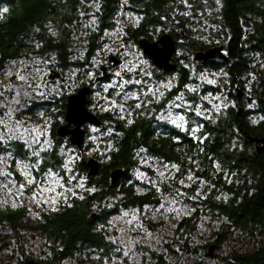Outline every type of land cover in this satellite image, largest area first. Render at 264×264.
Returning <instances> with one entry per match:
<instances>
[{
    "label": "trees",
    "instance_id": "trees-1",
    "mask_svg": "<svg viewBox=\"0 0 264 264\" xmlns=\"http://www.w3.org/2000/svg\"><path fill=\"white\" fill-rule=\"evenodd\" d=\"M192 2L195 6L193 17H183L175 14L176 9H189H185L179 0H128L124 7H121L124 0H0V72L10 61L34 55L50 63L47 81L60 84V79L51 80L50 76L59 74L66 81L65 75L74 71L80 73L91 63L101 44L107 42L104 33L119 26L120 30L123 19L119 15L124 12L143 19L138 27L122 26L120 45L140 49L139 40L155 42L162 35H169L175 42L174 72L165 74L148 61L155 77L176 76L172 92L182 91L186 97L206 96L209 92L213 96H226L229 103L222 113L210 111L211 120L187 113L188 127L202 126L194 137L191 132L157 122L156 116L162 109L157 104L140 111L139 115L130 116L135 121L131 126L126 120L113 121L115 119L112 120L109 113L90 110V93L87 109L101 121L100 129H104L105 121L113 125L106 146L99 149L102 154L89 152L93 146L87 142L88 135L81 152L66 139L57 138L56 129L63 124L66 99L70 94L35 103V112H43L53 119L50 133L55 145L52 153L43 154L49 158L36 175L46 173L52 164L57 165L54 170L60 171L59 165L66 158L59 156V150L65 147L80 154L75 169L84 176L86 188L94 187L96 191L75 190L76 195L57 207L58 210L42 214L40 221L33 220V226L28 229L33 233L36 229L47 242L48 249L25 257L18 264L31 260L40 264H63L88 251L101 257L109 256L105 230L98 227L119 208L141 209L157 201L154 194L137 195L134 189L138 184L136 173L143 167L145 173H150L144 166L143 152L146 158L180 165L181 171L173 174L176 180L184 179L186 183L189 173L198 178L191 181L189 191L183 189L191 198L194 196L192 199L196 202L190 199L184 202L192 212L178 223L175 241L178 247L165 245L164 256L150 253L156 264H208L212 260H218V264H264V0H220L219 4L216 0H208L207 5L203 0ZM4 8L8 12H3ZM88 14L96 18L93 31L84 28L87 18L81 23ZM206 37L209 40H202ZM76 40L85 46H81L80 53L75 56L72 50ZM213 49L220 50L227 60L206 64L194 61L196 54ZM120 56L115 50L114 55L104 57L103 65L95 70L96 79L103 76L101 68L105 69L107 78L101 82L89 81L85 86L92 91L93 87L108 83L111 71L121 61ZM112 58L119 60L114 67L110 62ZM207 71L209 79H215L217 72H225L227 76L220 75L215 85L200 82ZM185 84L193 87L199 84L198 93L187 92ZM82 87L80 85L78 89ZM236 91L240 97L235 95ZM172 96L168 95L166 99ZM202 103L211 109L212 106ZM182 111L180 109V113ZM203 137H207L203 142L197 139ZM13 150L20 152L21 158L26 151L19 144ZM2 153L0 151V155ZM90 160L99 165L95 177L87 176L86 165ZM217 162L222 170L215 168ZM13 166L11 163L9 170L18 179ZM115 170H122L124 176L111 185L110 174ZM198 181H206L212 187L197 196L202 190ZM173 186L179 188L181 185H161L166 193H170L168 189ZM80 196L84 199H79ZM26 212L21 206L0 205V243L7 240V235L10 240H15V244L20 243L18 230L25 228L26 222L22 221ZM200 217L212 218L216 223L209 233L211 239L195 251L191 242L199 237L193 234L199 227ZM211 247L214 250L209 253ZM222 250L225 253L219 254ZM189 255L191 262L186 259ZM166 256L169 258L165 259ZM90 261L86 264H101Z\"/></svg>",
    "mask_w": 264,
    "mask_h": 264
},
{
    "label": "snow or ice",
    "instance_id": "snow-or-ice-1",
    "mask_svg": "<svg viewBox=\"0 0 264 264\" xmlns=\"http://www.w3.org/2000/svg\"><path fill=\"white\" fill-rule=\"evenodd\" d=\"M207 2L208 0H203L204 5H207ZM216 2L219 4L220 0H216ZM127 3L128 0H124V5L121 7H124L127 5ZM179 3L185 9H189V11H180L179 9H176L175 14L183 17H193L194 12L192 10L195 6L192 0H179ZM3 12H8V9L4 8ZM142 19L143 17H135V26L138 27L139 22ZM129 20H132V17H129ZM118 23L120 22L118 21ZM84 27L95 30V17H93L89 24L84 25ZM122 31L123 27L121 26L119 32H105L104 35L109 37L114 35L116 39H120V32ZM52 34L56 35L55 32ZM37 47H39V45H37ZM129 48H131V45L128 44L119 45L115 48V50L124 57V62L120 64L119 70H115L113 72V75L117 79L103 86L104 92H109V89H111L112 92H109L108 96L103 97H101L100 92H97L98 101L102 99L106 105L101 106L102 111L114 112L119 117V119L126 120L127 125L131 126L133 123H135V121L128 119L129 116H132L133 114L139 115L140 111L147 110L152 104H157L161 107H165L166 105L165 112L160 114L159 119L170 122L174 127L184 132H191L195 137V134L201 130L202 126L196 124L195 128L188 127V119H186L187 113H193L195 117H204L205 119L211 120L212 116L208 115L210 111L214 113H222L224 109L229 107L226 96H213L212 93H208L206 96L186 97L185 93L181 92L175 96L174 101H168L165 94H171L172 81L169 80L163 83L156 82L155 84H150L153 77V70L148 64V61L143 58L144 56L149 55V53L145 52L143 54L134 55L132 59H129V56L132 55L130 52H121V49ZM104 51H113V46L105 44L103 49H101V52ZM104 62L105 61L102 59L99 61L94 59L91 70L84 71L83 73L74 71L66 81L55 85L51 89L48 88V85L44 83L43 80H40L39 82L30 80L28 76L20 74L19 71L13 72L11 67H9L7 71L3 73L4 75L9 76L15 75L16 78L21 81V85L19 87L15 85L5 86L4 91L0 92V98H3L5 93H8L12 96L11 100L0 103V109H3V111H0V146H3L0 147V151L6 154L5 156H0V164H4L5 167H9L7 161H11L12 165L16 167L19 174L24 178V183L16 184L15 181H13L16 191L14 193L9 191V195H14L18 198L22 197L28 187L31 186L37 188V191L33 193V196L30 197V199H33L37 202L55 204V200L41 199V194L46 190L44 188L45 184L48 185L47 191H53V186H59L62 188L64 191L60 194L61 199H65L66 194L68 193L76 195L74 189H69L66 187L67 184H71L73 181H78L75 187L85 189L89 192L96 191L94 187L85 188V183L83 182L84 178L78 177L74 174L73 166L75 165L76 160L79 159L80 154H76L75 150H67L65 147H61L59 150V156L66 157V159L62 161L61 165H59L60 171L54 170L57 165L52 164L48 166L44 175L38 177L36 173L41 171L42 165L46 164L49 158L47 155L43 154H50L55 148V145L53 144L49 134L51 124L45 123L43 126L39 127H28L25 121L18 119V114L22 113V111L27 108L30 97L33 94L39 95L42 98L57 95L62 97L64 95L65 89L71 93L75 88L79 87V84H77L78 75L82 74L86 76L89 81L95 80L97 78L95 69H99ZM13 63L18 64L22 62ZM36 71L37 73L42 74V70L40 68H37ZM100 74L103 75V73ZM221 75L226 77L227 73L222 72ZM201 80L206 81V83L211 85L217 84V79H209L208 77L201 76ZM80 83H83V81ZM129 86L135 90H130ZM42 88L45 89V91H41ZM184 88L187 90V92L193 94L198 93V88L193 87L190 84H185ZM117 89L119 90L117 91ZM113 93L115 97L121 98L122 102H119L116 98H110L113 96ZM129 100L136 101L134 108L127 107V101ZM202 101H207L209 104H211V109L206 108ZM214 101L220 102L214 103ZM12 105H15V108H13ZM231 106L235 107V104L232 103ZM93 107H96V105L94 104ZM175 109H181L183 111L174 115L173 110ZM125 113L127 115H125ZM39 115L41 119L45 118V114L43 112H40ZM193 123H195V120H193ZM91 130L93 132L99 131L97 128H92ZM109 135H111V132H109ZM90 139L95 140V137H90ZM197 139H200L201 142H203V140L207 139V137ZM17 144L26 149L22 158L20 157V152L13 150ZM214 166L217 170H222L221 165L218 162L215 163ZM156 171L158 175L154 181L148 179L146 174L138 173V176L148 179V183L152 186V188H154L162 196V201L159 203V206L152 208L151 210L154 213H159L161 217L165 215L180 216L183 213V209L177 208L175 205L180 203V199L178 198L185 197L187 193L173 186V191L170 192L167 197H164V190L160 186L165 184L174 185L175 183H178L181 186L187 188L191 187V185L186 184L184 179L176 180L173 173H179L181 171L180 165L178 164L161 163V166ZM63 173H70V175L65 176ZM0 175H2L5 179H11L13 174L8 171L0 170ZM37 179L40 181L39 185H37ZM187 180L197 181L198 178L189 173L187 175ZM198 182L202 185V190L197 193V196L202 195L204 191H207L210 187H212V185H209L206 181ZM0 187L7 188V185H0ZM79 199L83 200L84 197L80 196ZM225 199H227V197H225ZM52 210L55 211L58 209L53 208ZM147 211V209L144 210L145 215L147 214ZM129 216H131L132 219L124 220L125 217ZM119 220H123L124 223L128 224L130 231L135 230L136 226L138 225L140 228L144 229L146 235L149 238L153 235L152 232L149 231L142 222L136 211L124 212L122 216L119 217ZM103 227L104 226H101L102 229ZM112 242L124 245V248L118 246L114 249L115 253L122 252L124 257H130V254L133 253V248L136 244H138V241L125 242L123 240H114ZM104 264H108V262L105 261ZM113 264H124V261L113 260Z\"/></svg>",
    "mask_w": 264,
    "mask_h": 264
},
{
    "label": "rangeland",
    "instance_id": "rangeland-1",
    "mask_svg": "<svg viewBox=\"0 0 264 264\" xmlns=\"http://www.w3.org/2000/svg\"><path fill=\"white\" fill-rule=\"evenodd\" d=\"M1 13H2V11H0V15H1ZM119 16L123 19V23L121 26H129V25L131 27L135 26V17L136 16H134L133 14L122 12L121 15H119ZM93 17L94 16H92V15L90 16V14H88L86 17L82 18L81 23L84 22L85 18H87L85 25L89 24L92 21ZM129 17H132V20H129ZM118 28L114 29L110 33L119 32ZM85 30L93 31L92 28H85ZM120 36H121V32H120ZM106 40H107V42L102 43L100 48L97 49L95 56H93L91 58V60H90L91 63L89 65L84 66L82 68V70H80V73H83L84 71L91 70V66H92L94 59L99 61L101 59L103 60L104 57L106 58L109 55L115 54L114 48H115V46H117V45L119 46L121 44V38L116 39V37L113 35L110 37L107 36ZM202 40H209V38L206 37V38H203ZM75 43H76V46L72 50V52L76 56V54L80 53V47L85 46V43H82L79 40H76ZM105 44L113 46V51L101 52V49H103ZM135 49H136V47L129 48V49L124 50L123 52H130L132 55L129 56V59H132L134 55L142 54L140 49H136V50ZM25 57L28 59L10 61L2 69V71L0 72V92L4 91L5 86L15 85V86L19 87L21 85V81H19V79L16 78L15 75L9 76V75L3 74L5 71H7V69L9 67L12 68L13 72L19 71L20 74L28 76L30 78V80H34L35 82H39L40 80H43V82L48 85L49 89H51L52 87H54L55 85L58 84L57 82L56 83L50 82V81H47V79H46L47 75L50 72L49 67H48L50 64L49 62L42 60V59H38L34 55H29V56H25ZM119 58L121 59V61H120L119 65L111 71L112 75H111V79L108 83L117 79L113 75V72L115 70H119L120 64H122L124 62L123 56H120ZM143 58L145 60L149 61L147 58H145V57H143ZM13 62H22V63L14 64ZM37 68H40L42 70V74L37 73V71H36ZM70 75L71 74L65 75L66 79H68V77ZM220 75H221V72H217L215 74L214 78L217 79ZM204 76L210 78V74L208 73V71ZM125 78H127V77H125ZM169 80L172 81V86H173L175 84V81H176V76L169 75L165 78H157L153 75L150 84H155L156 82L163 83V82H166ZM81 81H83V83H80ZM200 82L206 83V81H202V80H200ZM108 83H106L104 85H107ZM77 84H79V86L80 85L85 86V84H89V80L86 76L81 74V75H78ZM104 85H102L101 87L97 86V87L92 88V91H91V102H92L91 104L92 105H91L90 110L92 111L94 109L93 111L98 112L100 114L109 113V115L112 117V120H113V118L115 119L113 121H117V119L121 120V119H119V117L114 112L101 110V106L102 105L106 106V105L102 99L98 101L97 92H100L101 97L108 96L109 92H112L111 89H109V92H104L103 91ZM198 86H199V84H198ZM198 86H197V88H198ZM76 89H78V88H75L74 90H76ZM129 89L132 91L135 90V89H132L131 86H129ZM118 90L119 89H117V91ZM41 91H45V89L42 88ZM181 92L182 91H177V93L171 92V94L173 96H172V98H168V101H174L175 96ZM206 93H209V92H206ZM69 94H71V93H69L68 91L64 92V96H67ZM171 94L166 93L165 95L167 97L168 95H171ZM50 97H52V96L42 98L39 95H35V94L31 95L27 108L24 109L22 111V113L18 114V119H20L21 121H25L28 127H39V126H43L45 123H50L52 125L53 119H51L49 116H45L44 119H41L39 112H35V103H40L39 101H45L46 99H48ZM55 97L59 98L60 96L57 95ZM110 98H116L119 102H122L121 98H117L114 96V93H113V96ZM11 99H12V96L9 95L8 93H5L4 97L0 98V103L7 101V100H11ZM204 102L209 104L207 101H204ZM219 102L220 101H214V103H219ZM135 103H136L135 100H129V101H127V107L128 108H134ZM94 104L96 105V107H93ZM209 105L212 106L211 104H209ZM12 107L15 108V105H12ZM165 108H166V105H165V107H162V109L158 112V114L156 116V120H157V122H160V123L164 124L165 126L174 127L170 122L159 119L160 114L165 112ZM0 111H3V109H0ZM173 112H174V115L179 114L180 109H175V110H173ZM125 115H127V114L125 113ZM128 119H130V116L128 117ZM105 123L106 124L103 127L104 129H100V127H99V128H97L99 130L97 132H93L91 130L92 128H96L92 125L84 126L86 128V131L88 132V133H86V135H88L87 136V142L90 143L91 146H93V148L90 147L91 148L89 151L90 153L95 152V153L102 154L100 150H102V148L106 146L107 139H109V136H110L109 132H112V129H113V125L111 122L105 121ZM188 124H189V122H188ZM195 127L196 126L193 125V128H195ZM174 128H176V127H174ZM50 130H51V128L49 129V134H50V138H51ZM90 137H95V140H91ZM23 149H25V148H23ZM67 150H72V149H67ZM142 154H143V157H144V160L146 163V165H144V166H147L149 168L150 173H145L144 167L139 172H137L136 173L137 179L135 178V180L138 184L136 185V187L134 189H135V192L137 195H143L146 193L154 194L157 197V201L153 202L154 204L149 205V206H145L141 209L127 210V209L119 208L118 212L115 215H110L107 217V219H105V221L102 223V226H104L103 228L105 230V235H106L105 240L108 244V250L110 251L109 256L101 257L98 254H93L92 251H88L86 253L74 256L73 258L66 260V262H63V264H86V262L90 261V260H91L90 262L100 261L101 264H104L105 261H107L108 264H113V260H115V261L123 260L124 264H156L155 261L151 258L150 253L154 252L156 254L164 256L163 248L165 245L173 246L175 249H176V247H178L177 243L175 242L177 237H178L177 236L178 235V233H177L178 223L182 220V218L190 216L191 212H192L191 207L185 205L184 202L186 199H190V201H194V202H196V200L192 199L194 196L191 198V196H188V195H186L183 198H178V199H180V203L175 205V207L183 209V213L180 216L165 215V216L161 217L159 215V213H154L151 209L159 206V203L162 201V196L154 188H152V186L148 183V179H151L153 181L156 180L157 175H158L156 170L161 166V163H163V162L158 161V160L154 159L153 157L146 158L144 156L145 152H143ZM5 155H6L5 153H2L0 156H5ZM29 155H30V153H29ZM11 163H12L11 161H7V164L9 165V167H5L4 164H0V170L11 172L9 170V168H11ZM13 167L16 171V174H18V176H19L18 179H15L13 175H12L11 179H5L2 175H0V185H7V188L0 187V205H2L3 207H5V206L6 207L21 206L23 208H26V210H27L26 218L22 221V223H24V222H26V223L23 226V228L25 227L24 229H20L21 228L20 227L19 228L20 230H18V232L21 234L20 235V239H21L20 243L17 242L15 244V240H10L8 237L9 235H7L6 241H2L0 243V250H1L0 251V264H18L20 261L24 260L25 257H29L32 255H38L40 253V251L46 252V250L48 249L47 242L43 239V237H41L40 233L36 229H35V233H33V231L29 230L28 228H30V226H33V220H35V222L40 221L42 214H44L46 212H54L52 210L53 208L57 209V207H60L64 204H66L72 196V194L68 193V194H66L65 199H61L60 194L64 190L62 188H60L59 186H53V188H54L53 191H47V188H48L47 184L44 185V188L46 190L41 194V199L42 200H55L56 201L55 204L37 202L33 199H30V197L33 196V193L37 191V188L31 187V186L28 187V189L24 192V195L22 197L18 198L14 195H9V191H11L13 193L16 191V188L14 187L13 181H15L16 184L24 183V178L19 174L16 167L15 166H13ZM73 167H74V174L77 175L78 177L83 178L84 176H81L80 174L77 173V170L75 169V165ZM138 173L146 174V177L148 179H145L143 177L138 176ZM63 174L65 176L70 175V173H63ZM83 182L85 183L84 179H83ZM77 183H78V181H73L71 184H67L66 187L69 189H74V191L79 190L81 188L75 187V185ZM39 184H40V181H39V179H37V185H39ZM186 184H191V181L187 180ZM86 187H87V184L85 183V188ZM189 188L190 187H187V188L183 187V186L179 187V189L181 191H183V189L189 191ZM168 190H169V192H172L173 188L170 187ZM198 190H199V188L197 187L196 191L198 192ZM168 194L169 193H166L165 191H163L164 197H167ZM145 209L148 210L146 215L144 212ZM133 211L137 212V214L140 216L142 222L145 224V226L148 228V230L152 232V234H153L152 237L149 238L146 235L144 229L140 228L138 225L136 226L135 230L130 231L129 225L124 223L123 220H119V217H121L124 212H133ZM209 216L211 217V215H209ZM130 219H132L131 216L124 218V220H130ZM209 220H211V221H209ZM109 222H114V223H109ZM215 223H216V221H214V219H212V218L211 219L205 218V217L199 218V227L197 228V230L193 234V236L198 235L199 237L197 239H193L192 242L190 241L191 247L194 248L195 251H196V249H199L201 246L206 244L209 239H211L210 238L211 235L209 233L212 232V230L215 226ZM35 226H36V223H35ZM98 228H101V227H98ZM114 240L115 241L123 240L125 242L138 241V244H136L135 247L133 248V253L130 254V257H124L122 252L121 253H115V251H114V249L118 246L121 248H124V245L118 244V243H113L112 241H114ZM20 250L22 251V254H21ZM224 251L225 250H222V251H219L218 253L223 254V253H225ZM168 258H169L168 256L165 257V259H168ZM186 259L188 262H191V255H189ZM217 262H218V260H212L211 263H208V264H218Z\"/></svg>",
    "mask_w": 264,
    "mask_h": 264
},
{
    "label": "water",
    "instance_id": "water-1",
    "mask_svg": "<svg viewBox=\"0 0 264 264\" xmlns=\"http://www.w3.org/2000/svg\"><path fill=\"white\" fill-rule=\"evenodd\" d=\"M138 47L141 49L142 54L147 52L149 55L144 56L147 58L153 66L157 68V70L163 73L174 72L176 67L172 64L173 55L176 52V44L173 39L169 35H162L155 42H149L146 39H141L137 43ZM227 59L223 57L220 50H208L205 53L196 54L194 57V61H201L202 64H206L207 62H225ZM113 67L117 65L118 59H110ZM101 72L103 73L102 77L96 79V82H101L107 76L105 75V69L101 68ZM60 79V81H64L60 78L59 74H53L49 79ZM91 93V90L88 86H83L78 89L75 93L70 94L66 99L65 104V115L63 118V124L56 129V136L59 139H66L68 144L75 147L77 151L81 152L84 146V140L86 131L84 130V126L92 125L96 128L101 126V121L97 116L89 112L87 109L89 101L87 100L88 95ZM235 95L240 97L238 91H236ZM86 167L88 168V177H95L98 175V163L94 160H90ZM124 176L122 170H115L110 174V182L111 185H115L120 178ZM214 250V247L209 249V253ZM25 264H40L35 261H28Z\"/></svg>",
    "mask_w": 264,
    "mask_h": 264
},
{
    "label": "flooded vegetation",
    "instance_id": "flooded-vegetation-1",
    "mask_svg": "<svg viewBox=\"0 0 264 264\" xmlns=\"http://www.w3.org/2000/svg\"><path fill=\"white\" fill-rule=\"evenodd\" d=\"M35 261V260H34Z\"/></svg>",
    "mask_w": 264,
    "mask_h": 264
}]
</instances>
